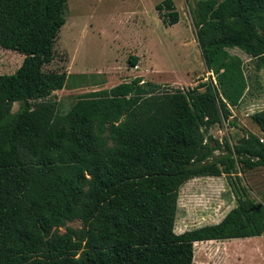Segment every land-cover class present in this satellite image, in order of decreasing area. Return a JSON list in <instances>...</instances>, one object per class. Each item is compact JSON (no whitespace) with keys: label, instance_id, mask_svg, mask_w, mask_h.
<instances>
[{"label":"trees","instance_id":"1","mask_svg":"<svg viewBox=\"0 0 264 264\" xmlns=\"http://www.w3.org/2000/svg\"><path fill=\"white\" fill-rule=\"evenodd\" d=\"M66 3L0 0V47L23 55L0 74V264H204L193 260L194 242L264 235V205L237 174L264 167V141L209 133L247 86L230 49L264 70V0L195 2V39L210 72L196 86L163 89L136 76L61 112L51 94L69 76L44 67ZM155 9H166L165 26L179 21L173 0ZM251 119L264 134V109ZM221 174L236 179V205L216 223L175 232L180 187ZM74 220L80 226L67 225Z\"/></svg>","mask_w":264,"mask_h":264},{"label":"rangeland","instance_id":"2","mask_svg":"<svg viewBox=\"0 0 264 264\" xmlns=\"http://www.w3.org/2000/svg\"><path fill=\"white\" fill-rule=\"evenodd\" d=\"M161 1L67 0L53 60L44 67L69 76L66 86L51 94L61 112L83 93L110 88L136 76L159 83L163 89H188L208 78L210 72L203 63L191 16L197 0H173L180 18L171 26H165L161 17L166 9H155ZM230 52L242 58L247 86L238 103L230 107L229 120L214 124L209 133L235 142L252 132L264 141V134L251 119L254 112L264 109V70L257 72L241 50L233 48ZM130 56H136L133 66L128 63ZM22 59V54L0 47V74L14 72ZM17 109L15 102L12 111ZM237 174L249 195L262 202L264 167L238 168ZM235 184L234 176L225 174L186 181L179 189L175 232L220 221L236 205ZM67 225L78 227L80 222ZM193 260L204 264H264V236L194 242Z\"/></svg>","mask_w":264,"mask_h":264},{"label":"crops","instance_id":"3","mask_svg":"<svg viewBox=\"0 0 264 264\" xmlns=\"http://www.w3.org/2000/svg\"><path fill=\"white\" fill-rule=\"evenodd\" d=\"M179 18H180V16H179ZM262 236H264V235H260V236H254V238H257V237H262ZM247 238H249V237H247ZM256 247H257V245H256ZM237 264H244V263H242V262H238Z\"/></svg>","mask_w":264,"mask_h":264},{"label":"water","instance_id":"4","mask_svg":"<svg viewBox=\"0 0 264 264\" xmlns=\"http://www.w3.org/2000/svg\"><path fill=\"white\" fill-rule=\"evenodd\" d=\"M262 204L264 205V197H263V200H262Z\"/></svg>","mask_w":264,"mask_h":264}]
</instances>
